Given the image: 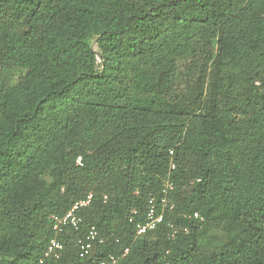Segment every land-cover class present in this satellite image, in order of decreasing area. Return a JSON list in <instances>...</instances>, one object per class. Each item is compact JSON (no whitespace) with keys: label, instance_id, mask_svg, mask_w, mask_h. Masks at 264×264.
<instances>
[{"label":"trees","instance_id":"1","mask_svg":"<svg viewBox=\"0 0 264 264\" xmlns=\"http://www.w3.org/2000/svg\"><path fill=\"white\" fill-rule=\"evenodd\" d=\"M109 254L264 264V0H0V264Z\"/></svg>","mask_w":264,"mask_h":264},{"label":"built area","instance_id":"2","mask_svg":"<svg viewBox=\"0 0 264 264\" xmlns=\"http://www.w3.org/2000/svg\"><path fill=\"white\" fill-rule=\"evenodd\" d=\"M77 162L80 163V157L77 158ZM171 167H174L172 164ZM172 189V183L167 180L162 188L164 194L167 193V190ZM93 198L92 193H88L86 196L73 202L71 207L63 214H52V228L54 231H60L65 226H72L75 229L78 228L81 221L80 210L88 206ZM162 203L165 204V197L162 198ZM193 217L202 219L198 213H193ZM163 219V211H157L153 203V199H150V204L148 206L145 221L141 224H138L136 227V234L144 233L147 230L154 229L159 222ZM173 236V234H172ZM96 242H101V239L98 237V231L94 226H91L83 239L78 240L79 245V255L85 256L91 252ZM62 243L55 237L49 239L47 246L43 252V256L40 259V262L43 261V258L46 257H58L60 251L62 250ZM127 252V249H124V253ZM108 260L99 261L96 264H108L116 261L114 255L109 254Z\"/></svg>","mask_w":264,"mask_h":264},{"label":"rangeland","instance_id":"3","mask_svg":"<svg viewBox=\"0 0 264 264\" xmlns=\"http://www.w3.org/2000/svg\"><path fill=\"white\" fill-rule=\"evenodd\" d=\"M7 80L10 84L17 82L19 77L23 74V70L20 68H9L5 72Z\"/></svg>","mask_w":264,"mask_h":264}]
</instances>
